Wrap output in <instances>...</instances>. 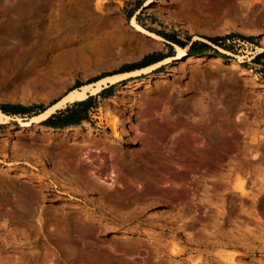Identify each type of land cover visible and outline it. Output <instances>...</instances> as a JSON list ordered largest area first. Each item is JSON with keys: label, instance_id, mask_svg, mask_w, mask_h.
<instances>
[{"label": "rangeland", "instance_id": "374dc122", "mask_svg": "<svg viewBox=\"0 0 264 264\" xmlns=\"http://www.w3.org/2000/svg\"><path fill=\"white\" fill-rule=\"evenodd\" d=\"M133 19L223 55L178 63L177 44ZM263 51L264 0H0V106L30 108L13 115L25 121L172 59L129 80L148 86L83 98L78 124H0V264H264ZM117 174L124 196L111 194Z\"/></svg>", "mask_w": 264, "mask_h": 264}, {"label": "bare ground", "instance_id": "6f19581e", "mask_svg": "<svg viewBox=\"0 0 264 264\" xmlns=\"http://www.w3.org/2000/svg\"><path fill=\"white\" fill-rule=\"evenodd\" d=\"M149 1L150 0H148V2ZM221 1H228V0H221ZM130 26L136 32L144 34V35L148 36L151 39L162 40V37H160L157 33L142 27L134 19L132 20V23L130 24ZM196 38L202 39L201 37H198V36ZM172 58L175 59L178 63L179 62H184L186 59H188L189 61L198 62V61L203 60L205 58V56L204 55H190V54H188L187 47L186 48H182V47L177 45V55L172 57ZM211 58L214 59L216 62H220V61L223 60L219 56H212ZM171 60L172 59L170 57V58H166L163 61L157 62L155 64H152L150 66H147V67H144V68L132 71V72H123V73L111 74V75L105 76L102 79H100V80H98V81H96L94 83H91L89 85H84V86H81L79 88H76V89H73L71 91H68L58 101H56L52 105H49L46 110L42 111L41 113H39L37 115L32 116L31 118H29L26 121L23 120L19 116L8 115V114L4 113L0 109V124H12V125H14L17 128H27V127L31 126L32 124H34V123H40L41 124V122H43L44 120H46L47 118L52 116V114H54L58 109L65 108L69 103H72V102H75L77 100L83 99V98H85L87 96L98 95L99 92L102 89H104L105 87H108V86H111V85H114V84H119V83H122V82H125V81H126V83L124 85L127 84L128 87L130 86L132 88H136V87H138L140 85H147L149 82H151L150 77H147L146 79L140 80V81H136V80L129 81V80H130V78L141 76L143 74H149L155 68H157V67H159L161 65H164V64H168L169 62H171ZM230 64H231V66L234 69L240 68V65L237 62H235V61L231 62ZM241 72H242L241 75L249 74V71H246V69H241ZM107 115L108 116L112 115L114 117V120H112V121H110L111 119L107 120L106 123H105L107 125V127L104 128V129L107 130V128H110V129L113 130L114 134H116L117 126H118L117 125V123H118L117 122L118 112H115V110L114 111L110 110V111H108ZM99 119L101 120V122H99L97 124V126H101L102 125L103 118H99ZM46 128H50V127L47 126ZM96 130L99 132L100 129L98 130L96 127L92 126V128L89 129L88 133L92 134V132H94V131L96 132ZM21 174H24V173H21ZM60 174H62V173H60ZM123 175L124 174L118 175L116 177V179L113 181V183H115V186L111 190L112 192L111 191L110 192L115 197L116 196H124L125 194H127L129 192V186H128V180L129 179L126 178V177H129V176H123ZM21 176L23 177L24 175H21ZM92 181L94 182L93 186H95L96 188H98V187L102 188V185H101L102 184L101 183L102 180H101V182H98L96 180H95L96 182L94 180H92ZM148 184H145V185L148 186ZM90 185H91V182H90ZM149 185H150L149 187H151L152 184H149ZM93 186H92V188H93ZM149 187H147V188H149ZM153 189L154 188H152V190Z\"/></svg>", "mask_w": 264, "mask_h": 264}, {"label": "trees", "instance_id": "16d2710c", "mask_svg": "<svg viewBox=\"0 0 264 264\" xmlns=\"http://www.w3.org/2000/svg\"><path fill=\"white\" fill-rule=\"evenodd\" d=\"M133 12L129 14V17H131ZM157 34L160 36L166 38L169 40L171 44V48L173 49V44H177L181 46L182 48L188 47V54L190 55H204L210 51H214L215 55H223L220 52L216 51L214 48H212L208 43L201 41V40H194L190 44L189 42H185L179 38H177L175 35L166 33V32H158ZM238 37L242 40L247 41H253L252 36H244L242 34H229L225 38H234ZM224 38V37H223ZM222 37H209L208 39L213 42L214 44L218 45L220 44V41L223 39ZM191 40V39H189ZM225 49H230L229 47L225 46ZM174 56V54H172ZM264 59V51L259 53L255 60H261ZM116 86V84L111 85L105 89L102 90L101 93H105L109 89H113ZM91 98V97H90ZM90 98L87 99H80L76 102L72 103L71 105L66 106L64 109L58 110L56 113H54L52 116H50L47 120L44 121V124L53 128H64L68 125L72 124H78L82 119H85V115L88 112V109L90 108L91 102ZM0 109L8 114V115H25L30 112V108L22 105H12V104H4L0 106ZM46 108H43L41 111H44ZM40 111V112H41ZM38 112V113H40ZM36 113V114H38Z\"/></svg>", "mask_w": 264, "mask_h": 264}]
</instances>
